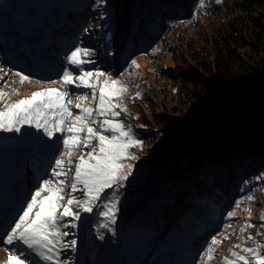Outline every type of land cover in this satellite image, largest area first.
Instances as JSON below:
<instances>
[{"label": "trees", "instance_id": "trees-1", "mask_svg": "<svg viewBox=\"0 0 264 264\" xmlns=\"http://www.w3.org/2000/svg\"><path fill=\"white\" fill-rule=\"evenodd\" d=\"M123 2L127 8L134 6L131 13L144 26L156 23L160 29L148 36L149 42L141 37L142 47H136L130 60L165 34H177L182 25L205 26L199 33L203 46L189 39L184 42L187 69L162 73L165 83L190 103L188 115L179 120L156 113L148 116L130 91L123 98L127 114L116 110L118 119L143 141V150H131L140 157L137 161L150 157L159 165L152 178L156 182L145 172L140 179L146 175L148 179L142 184L130 185L131 190L124 186L131 199L123 196L120 201L121 229L132 233L147 227L156 236V246L163 247L169 238L180 247L185 227L189 234L196 233L200 224L220 229L245 191L256 189L264 197V0H221L219 4L205 0L200 10L198 0ZM125 17L132 20L128 13ZM140 34L141 30L135 37ZM142 187L144 193L138 190ZM147 187L153 188V194Z\"/></svg>", "mask_w": 264, "mask_h": 264}, {"label": "rangeland", "instance_id": "rangeland-1", "mask_svg": "<svg viewBox=\"0 0 264 264\" xmlns=\"http://www.w3.org/2000/svg\"><path fill=\"white\" fill-rule=\"evenodd\" d=\"M108 2L109 0H105L101 5L98 0H0V30L5 29L9 32L7 39L6 35H0V65L14 71L19 70L32 78L31 82L25 81L20 84L16 76H11L10 79L5 77L7 86L3 91L9 92L13 88L18 90V94L12 96L10 103H15L44 88L55 87L63 90L59 84H52L50 81L59 80L64 69L70 68L65 56L75 46H81L94 50L92 58L95 64L84 67L90 70L98 68L127 82L131 94L139 91L142 96L138 98L142 104L139 108L146 115L156 113L177 120L188 115L190 103L182 94L176 93L175 88L166 84L162 73L170 70L177 72L180 68L187 69L189 61L184 42L189 39L203 46L202 35L199 33L205 30V26L202 23H189L180 26L177 34H165L156 40L151 48L139 52L138 57L133 59L138 65L135 67L131 65L132 59L129 57L136 47L137 49L142 47L141 37L149 42L148 36L157 35L160 29L156 23L144 26L139 18L131 13L134 6L127 8L122 0H116L110 5H107ZM111 9L114 11L113 17ZM127 13L128 17L132 18L131 21L125 17ZM85 29L88 31L85 32ZM139 30L144 35L135 37ZM36 39L40 40V44L34 51L27 45L28 41ZM7 42L13 44L25 42L27 45L23 43L22 50L12 51L6 47ZM37 80L41 83H36ZM68 90L74 101L77 95L90 93L89 89H78L74 85H70ZM126 95L125 93L124 97ZM90 101L89 95L88 101L81 103L83 105ZM143 101H147L148 104ZM70 107L74 115L79 112L74 106ZM165 131L171 135V128L167 127ZM0 141V231H2L10 226V221L25 206L37 183L52 178L50 170L53 157L58 155V152L49 147L54 140H49L41 132L27 126L19 134L0 132ZM73 159L76 160L77 157L74 156ZM133 164V174L125 183V187L127 186L129 190L130 185L137 187V184H142L144 179H148V175L151 176L152 182H156L152 178L159 165L152 158L143 156L141 161H135ZM142 167L144 172L141 170ZM145 172L148 175L140 179ZM68 179L71 181V176ZM125 187L120 189V201L123 196L129 198L126 192L128 189ZM144 189L142 187L138 190L142 192ZM152 189L148 188L147 192L153 194ZM249 194L255 197L251 202L250 213L249 202L244 199ZM76 195L79 196L80 193L77 192ZM238 200L243 203L235 209V215L231 220L227 218L225 222L223 221L220 229L217 226V229L212 230L202 227L199 223L197 232L189 234L185 227L181 231L183 241L180 247H175L169 238L165 240L163 247L160 248L159 245L157 247L156 236L151 234L150 229L146 227L143 231L138 229L129 233L121 229L123 223H119L118 220L114 226L116 236L107 229H98L100 220L96 216L93 218L94 228L90 229L89 221L93 214L85 213L82 214L77 228L65 229L73 234L65 240L76 239L77 251L73 253L69 249L62 254V258L72 261L73 264H198L199 257L211 237L224 232L231 235L220 245L214 246L217 258L207 261L205 257V264H224L222 257L234 259L230 250L240 253V248H235L234 245L255 246L253 241L247 240L249 235L255 237L256 242L264 243V237L257 235L258 232L264 233V227H260L264 221L259 219L260 215L264 214V197L255 189L250 193L245 191ZM124 205L126 207V204ZM234 206L235 204L231 211ZM244 221H250L256 227L248 228L241 233ZM228 224L232 227L226 229L225 226ZM98 232L103 233V240L98 239ZM7 257L8 252L0 246V264H7ZM33 259L36 264H43L38 258Z\"/></svg>", "mask_w": 264, "mask_h": 264}, {"label": "snow or ice", "instance_id": "snow-or-ice-1", "mask_svg": "<svg viewBox=\"0 0 264 264\" xmlns=\"http://www.w3.org/2000/svg\"><path fill=\"white\" fill-rule=\"evenodd\" d=\"M98 3L102 5L105 0H98ZM204 7L205 0H198L197 9ZM93 55V49L75 46L65 56L70 68L64 69L59 80L50 81L59 84L63 90L44 88L15 103L10 101L18 90L13 88L4 92L5 77L16 76L20 84L31 82L32 78L0 65V81H3L0 83V132L19 134L25 126L33 128L54 140L49 147L58 152L53 157L52 178L37 183L25 206L10 221V226L0 231V246L8 252L7 264H36L33 258L43 264H73L62 258L69 249L73 253L77 251V240L66 241L65 238L73 234L65 229L77 228L85 213L94 214L100 220L98 229H107L113 236L117 235L114 226L120 212V189L133 174V162L140 159L131 150H143V141L137 138L131 126L118 119L120 112L117 109L125 114L128 112L123 103L124 95L129 91L128 83L98 68L86 69L85 65L95 64ZM131 65L138 67L136 60H132ZM70 85L89 89L90 93L77 95L74 101L68 90ZM89 95L91 101L82 105L81 101L87 102ZM140 96L141 93L136 91L133 98ZM70 106L79 112L74 115ZM244 199L249 202L250 213L255 197L249 194ZM242 203L241 200L235 202L233 211L227 214L229 220ZM259 219L264 221V214ZM243 224L241 233L256 227L250 221ZM231 227V224L225 226L226 229ZM260 227H264V223ZM230 235L221 232L212 236L198 264H205V257L207 261L217 258L214 246L229 239ZM257 235L264 237V233ZM98 239H104L103 233L98 232ZM247 240L253 241L255 246L234 245L243 254L230 250L234 259L222 257L224 264H264V243L256 242L252 235Z\"/></svg>", "mask_w": 264, "mask_h": 264}, {"label": "bare ground", "instance_id": "bare-ground-1", "mask_svg": "<svg viewBox=\"0 0 264 264\" xmlns=\"http://www.w3.org/2000/svg\"><path fill=\"white\" fill-rule=\"evenodd\" d=\"M8 31H6L5 29L3 30H0V35H6L5 39L8 38ZM25 45H27L25 42H23ZM23 43H18V44H13V43H5L6 47H8L9 49L11 48L12 51H18V50H22V45H24ZM28 44L27 46H29L28 48L36 51V47L40 44V40L36 39L35 41L34 40H30L28 41Z\"/></svg>", "mask_w": 264, "mask_h": 264}]
</instances>
